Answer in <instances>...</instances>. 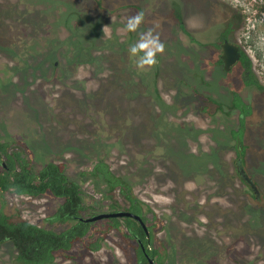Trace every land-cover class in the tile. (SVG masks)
<instances>
[{
  "label": "rangeland",
  "instance_id": "obj_1",
  "mask_svg": "<svg viewBox=\"0 0 264 264\" xmlns=\"http://www.w3.org/2000/svg\"><path fill=\"white\" fill-rule=\"evenodd\" d=\"M137 13L138 32L122 31ZM231 18L230 39L264 86V0H0V142H19L36 169L66 163L90 216L113 204L82 179L105 160L157 214L165 264H264V90L245 84L241 65L226 74L217 63ZM148 29L165 50L140 71L128 49ZM234 92L253 107L244 158L259 201L236 170ZM6 198L0 211L39 224L62 203ZM69 255L55 264L135 263L117 231L100 251L79 243ZM0 264H17L12 243H0Z\"/></svg>",
  "mask_w": 264,
  "mask_h": 264
},
{
  "label": "trees",
  "instance_id": "obj_2",
  "mask_svg": "<svg viewBox=\"0 0 264 264\" xmlns=\"http://www.w3.org/2000/svg\"><path fill=\"white\" fill-rule=\"evenodd\" d=\"M178 19L185 29L182 16L179 15ZM234 25V18L228 20L221 35L222 40L233 35ZM242 65L247 71L252 72L253 61L246 52L243 54ZM247 81L264 90V86L252 73L247 77ZM234 106L240 108L245 115L251 113V108L238 93L234 94ZM244 131L245 119L242 120L240 130H233V134L242 138ZM8 148L9 145L0 144V149L7 154V166L3 167L0 161V191L33 197L51 193L54 197L64 199L51 222L67 225L64 230L56 231L25 219H12L3 214L0 218V241H11L14 244L18 253L17 264H54L60 254L72 250L76 243L85 241L94 232H100L102 235L95 241L87 242L88 250L92 251H99L102 248V240L113 229L125 235L119 219L110 220L107 228L101 231H96L95 223L86 219L84 214L89 211V206L85 200L83 184L71 177L66 163L51 161L41 169H36L21 152L8 153ZM88 175L95 176L100 184H106L111 190L120 188L121 194L131 204L130 209L137 213L142 212V202L136 197L133 186L124 177L117 176L105 160L98 161L91 173H83L85 177ZM128 228L134 230L131 221ZM138 251L142 258L141 249Z\"/></svg>",
  "mask_w": 264,
  "mask_h": 264
},
{
  "label": "flooded vegetation",
  "instance_id": "obj_3",
  "mask_svg": "<svg viewBox=\"0 0 264 264\" xmlns=\"http://www.w3.org/2000/svg\"><path fill=\"white\" fill-rule=\"evenodd\" d=\"M179 15H181V14H177L176 15L177 16V19H178V16ZM231 19H233V18H231ZM178 21H179V19H178ZM179 23H180V21H179ZM225 40L226 39L222 40L221 37H220V43L217 44V45H214V46L218 47L219 50H220V55H219V58L217 59V63L220 66H222L223 69H224V63H223V61L221 59V55H222L221 43L224 42ZM240 48H241V52H242V56H241L240 61L236 65H234L233 68L230 71H226L225 69H224V71H225L226 74H230L235 69V67L237 65H241V67L244 69V75H245V78H246L245 84L246 85H252L251 83H248V81H247V77H249L252 72L247 71L246 68L242 65L243 54L245 53V51L243 50V48L241 46H240ZM235 93H238L240 96H241V94L239 92H234L233 93V97H232V108H233V110L238 111L239 114H240L239 127L236 128V129H234V130L238 131V130H240V128L242 126V120H244V119H245V127H246L247 118L253 113V107H252L251 104L247 103L244 100V98L241 96L243 98V100L245 101V103L251 108V113L250 114L245 115L244 113H242V110L240 108H237V107L234 106V94ZM231 137L237 143V146L239 147L238 150L236 151L237 152L236 170H237L238 176H239L240 180L242 181V183H244L249 188L250 193L255 197V199L257 201H259V200L262 199V191L259 188V186H258L255 178L250 174V172L248 171V169H247V167L245 165V158H244V156H245V153L247 151V147L244 145V142H243L244 135H243L242 138H240L239 135H234L233 134V130H232L231 131ZM0 144H7V145H9V148L7 150L8 153H13V152L19 153V152H21L22 153V156L28 159V157H27V155H28L27 154V151L28 150L25 147H23L22 149L20 147L19 148H16V147L14 148V145H20L19 142H16V141H7L6 140L4 142L1 141ZM240 159L243 160L244 167H245L246 171L248 172V174L250 175V177H252L254 179V182L256 183V185H257V187H258V189L260 191V195H258L255 192V190L252 188V185L248 181L244 180V178L241 176V174L239 172V169H238V162H239ZM28 160L31 161L30 159H28ZM0 161H1L2 165H3V167H6L7 166V163H6V161H7V154H6V152H4L1 149H0ZM95 165H94V167H95ZM94 167L92 168V170H90L88 172H85V173H91L94 170ZM117 176H119V175H117ZM82 177H83L82 178L83 180H89V179H91L93 181V183L95 184V187H96L97 191H102L103 190V193H105L107 199H111L113 201V204H111L109 206V208H108L109 210L108 211H103V212L98 211L97 213H93V215L90 216L89 215V212L92 209V207L89 205L88 200L86 199V193H85V190H84V187H83L85 200H86L87 205L89 206V211H87V213L84 214L85 217H86V219L88 221H90V218H92V217H94V216H96L98 214H101V213H112V212H118V211H126V212H132L134 214L140 215L142 217L143 221H144V224H145V226H144L139 220H137L134 217H127V216L110 217V218H103V219L97 220V221H90V222L95 223L94 226H95L96 231H98V230L101 231V230L106 229L107 228V224H108V222L110 220H112V219H119L121 221V224H122L123 228H124L125 235H122L116 229H113L112 231H117L119 233L120 237H121V240L125 243V246L126 247L130 246V248L133 250L134 260H135V263L134 264H152V260H153V262L155 264H165V262L167 261L166 255H168V254H167L166 251L163 250V248H164L163 245H161L157 241L158 234L156 233V231L159 229V225H160L159 224V218H158L157 214L155 212H153L152 209L144 201H142L141 199L140 200L142 202L141 203L142 212L141 213L134 212V211H132L130 209L131 208L130 202L126 199L125 196H123L121 194L120 188H117L115 190H111V188L109 186H107L106 184H100V182L96 179V177L95 176H92V175L91 176L88 175V177H85L82 174ZM120 177H122V176H120ZM76 180H78V179H76ZM9 194L10 195H18V196H28V197H31V198H38V197L30 196V195H19V194H15V193H12V192H5L4 193V192H1L0 191V198L2 200V209L5 208L6 205H7L6 204L7 203L6 202L7 201V198L6 197ZM49 194L51 196H53L51 193H47V194L41 195L39 197L46 196V195H49ZM117 194L121 195L123 197V199L125 200V202H126L125 207H123V204L117 200V198H116L117 197ZM136 197L139 199V197L137 195H136ZM54 198H58V197H54ZM58 199H61L62 200V203L60 204V206H61L63 204V202H64V199H62V198H58ZM60 206L58 207V209L60 208ZM58 209L55 211V213H53L52 215L46 217L45 224L34 223V222L30 221V220H28V221H30V222H32L34 224L40 225V226H44V227H47V228L54 229L56 231H62L65 228H67V225H60V224H57V223H54L53 224L51 222V219L54 218V216L57 213ZM3 214L11 217L12 219H20V218H14V217H12L9 214L4 213L3 210L0 211V218H1V216ZM21 219H24V218H21ZM25 220H27V219H25ZM130 221L134 224V230L133 231L129 230V228H128V224L130 223ZM112 231H110V232H112ZM136 231H138V232H136ZM100 235H102V233H100V232H94L85 241H80V242L76 243V245L74 246V248L77 246V244L83 243L85 245L86 250H88V248L86 246L87 242L95 241ZM107 236L102 240V248H103V244H104V241L106 240ZM5 242L12 243L11 241H4V242L0 241V243H5ZM13 246H14V244H13ZM139 248L141 249L142 254H143V257L142 258H140V255L138 253L139 252L138 251ZM73 249L70 250V251H68V252L62 253L60 255H65V256H67L69 258L70 257L69 254H70V252L73 251ZM88 251H90V252H98V251H92V250H88ZM17 258H18V253H17ZM56 262H57V260H56ZM173 263H174V261H173Z\"/></svg>",
  "mask_w": 264,
  "mask_h": 264
},
{
  "label": "clouds",
  "instance_id": "obj_4",
  "mask_svg": "<svg viewBox=\"0 0 264 264\" xmlns=\"http://www.w3.org/2000/svg\"><path fill=\"white\" fill-rule=\"evenodd\" d=\"M143 21V13L130 16L127 18L122 31L125 33H137ZM164 50L165 46L161 42L159 35L153 29H148L139 33L137 41L130 45L128 54L130 59L134 60L138 70L148 71L157 64V58L163 54Z\"/></svg>",
  "mask_w": 264,
  "mask_h": 264
},
{
  "label": "water",
  "instance_id": "obj_5",
  "mask_svg": "<svg viewBox=\"0 0 264 264\" xmlns=\"http://www.w3.org/2000/svg\"><path fill=\"white\" fill-rule=\"evenodd\" d=\"M221 49H222V55L221 59L224 63V69L226 71H230L234 65H236L242 56L241 48L240 45L236 42H234L232 39H226L224 42L221 43ZM58 64V63H56ZM238 169L241 174V176L244 178V180L248 181L251 185L252 188L255 190V192L260 195V191L254 182V179L250 177L248 172L246 171L243 160L240 159L238 162ZM122 216H127V217H134L137 220H139L144 226V221L140 215L134 214L132 212H126V211H118V212H112V213H101L98 214L92 218H90V221H97L101 220L103 218H110V217H122ZM152 264H155L152 260Z\"/></svg>",
  "mask_w": 264,
  "mask_h": 264
}]
</instances>
